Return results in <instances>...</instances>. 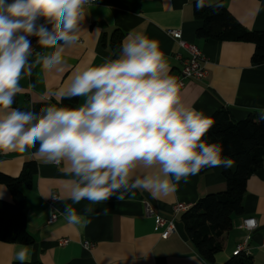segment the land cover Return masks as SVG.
<instances>
[{
    "label": "crops",
    "instance_id": "obj_1",
    "mask_svg": "<svg viewBox=\"0 0 264 264\" xmlns=\"http://www.w3.org/2000/svg\"><path fill=\"white\" fill-rule=\"evenodd\" d=\"M196 0H97L88 10L82 22L80 42L65 47L66 63L43 68L35 64L31 76L20 80L21 91L17 94L18 108H40L57 104L58 92L66 89L73 76L89 66H96L105 59L115 58L111 40L114 34L122 42L125 37L136 34L155 40L164 53L170 73L180 68L176 54L187 52L167 30L181 32V40L197 45L205 54L208 74L201 80H186L181 88L183 102L206 116L225 108L236 121L251 114L264 111V63L253 64L251 55L254 46L242 41L205 40L195 35L200 21L193 14ZM10 2V0H9ZM221 2L248 30H264V0H205L212 4ZM62 43V42H60ZM59 46V45H58ZM53 49L37 45L29 56L32 64L38 57ZM169 73V74H170ZM84 98L78 99V105ZM26 159H33L36 171L30 186H22L25 198L24 213L26 229L33 237L30 259L26 262L40 264H204L194 246L189 242L181 221L182 213L173 211L176 203L187 207L198 198L225 188L223 167L190 176L187 183L181 181L174 192L154 196L150 190H136L134 198L118 201L115 196L108 201L93 205L94 211L87 214L91 221L86 227L69 225L64 218L65 204H72L80 214L88 201L73 204L69 199L73 175L68 172V163L50 162L44 154L32 151L25 153L0 152V172L17 176ZM249 175L243 195V213L232 216L231 228L221 236L222 249L215 253L213 263L223 264L232 257L237 245L243 246L240 253L249 256L253 264H264V161ZM234 169V163L231 168ZM144 170H141V174ZM154 171V170H148ZM1 185V184H0ZM4 186V185H3ZM120 191H123L121 189ZM58 199L49 206L50 196ZM5 187L4 201H11ZM148 203L162 218L173 221V232L161 237V229L154 228V218L145 212ZM108 209L103 214V209ZM57 218L49 221L51 212ZM254 217L257 226L247 231L241 226L243 218ZM67 239L66 244L61 240ZM84 241L91 245L82 246ZM20 243L0 240V264L20 262L15 259ZM26 245V244H23ZM190 257H195L192 261Z\"/></svg>",
    "mask_w": 264,
    "mask_h": 264
},
{
    "label": "clouds",
    "instance_id": "obj_2",
    "mask_svg": "<svg viewBox=\"0 0 264 264\" xmlns=\"http://www.w3.org/2000/svg\"><path fill=\"white\" fill-rule=\"evenodd\" d=\"M93 3L0 0V152L22 154L39 144L38 151L50 162H67L75 177L69 199L89 203L83 214L65 204L63 215L69 225L81 228L91 222L87 214L94 211L92 206L113 196L132 199L136 190L167 195L205 168L229 169L234 163L222 155L220 142L204 139L214 120L183 102L182 84L169 74L158 43L142 34L125 37L115 58L77 72L58 92L61 100L83 97V104H52L39 112L13 107L21 78L31 76L35 64L49 68L67 62L65 47L79 41ZM205 6V0H196V10ZM41 18L45 23H38ZM30 37H36L40 47L53 49L38 53L32 64ZM261 120L264 111L255 122ZM4 191L0 185V198ZM102 211L106 215L108 209ZM30 256V246L19 245L15 259L25 264Z\"/></svg>",
    "mask_w": 264,
    "mask_h": 264
},
{
    "label": "trees",
    "instance_id": "obj_3",
    "mask_svg": "<svg viewBox=\"0 0 264 264\" xmlns=\"http://www.w3.org/2000/svg\"><path fill=\"white\" fill-rule=\"evenodd\" d=\"M202 10H196V1L192 4L193 14L200 23L195 35L205 40L242 41L253 44L251 62L264 63V30H248L227 11L221 2L212 3ZM220 7L216 8L215 5ZM114 54L120 52V37L114 34L111 40ZM78 99L64 98L58 101V106L75 108ZM17 96L13 104L16 106ZM28 110L27 108H19ZM260 113L234 121L225 108L217 110L209 117L214 124L205 136L209 143L220 142L223 145L224 157L233 159L234 169H222L225 188L219 192L208 193L197 199L183 213L181 221L189 242L194 246L197 254L206 262L213 263L214 255L222 249L221 236L232 226V216L243 213V195L246 181L264 161V120L255 122ZM32 151H38L39 144ZM214 168V167H213ZM212 168H205L200 173ZM36 171L33 159H26L19 175L10 176L0 172V184L4 185L11 201L0 199V240L8 243L30 245L34 239L26 229L24 213L25 198L22 186H30L32 176ZM13 264H21L14 262ZM25 264H40L25 262ZM223 264H253L246 254L232 255Z\"/></svg>",
    "mask_w": 264,
    "mask_h": 264
},
{
    "label": "built area",
    "instance_id": "obj_4",
    "mask_svg": "<svg viewBox=\"0 0 264 264\" xmlns=\"http://www.w3.org/2000/svg\"><path fill=\"white\" fill-rule=\"evenodd\" d=\"M97 0H94L96 2ZM38 23H45L43 18L39 20ZM50 29L54 27V25H47ZM167 34L170 35L181 47L185 49L187 52L186 56H182L180 54H176V58L179 61L180 68L176 73H170V75L175 76L178 81L184 85L186 80H201L204 79L208 74L207 66H206V61L207 58L205 54L200 50V48L195 45V44H190L186 43L183 40H181V32L179 30L175 29H169L167 30ZM32 40V52L36 50L37 47V38L36 37H30ZM81 39H79L78 42H80ZM49 200V206H52V202L56 201L58 199V196L52 195L50 196ZM55 197L56 199H54ZM145 206V212L147 215L152 216L154 218V228L157 231L158 229H161V237L167 238L174 229L173 221L171 219H166L162 218L159 215H157L152 207L148 205V203L144 204ZM188 207L184 204L181 203H176L175 206H173V211L174 212H179L180 210H186ZM57 218L56 212L52 211L49 217V221H53ZM257 226V221L254 217H246L242 219L241 226L243 229L247 231H252L255 229ZM264 239V238H262ZM67 239L61 240V244H66ZM264 243V241H262ZM90 243L88 241H84L82 243V246L85 248L90 247ZM243 251V246L242 245H237L235 250H233L231 253L232 255H237L240 252ZM208 264V263H204Z\"/></svg>",
    "mask_w": 264,
    "mask_h": 264
}]
</instances>
